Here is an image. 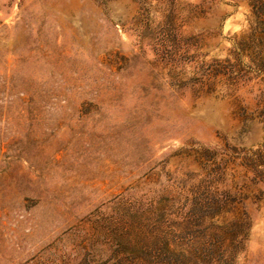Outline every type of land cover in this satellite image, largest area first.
<instances>
[{"label": "rangeland", "instance_id": "374dc122", "mask_svg": "<svg viewBox=\"0 0 264 264\" xmlns=\"http://www.w3.org/2000/svg\"><path fill=\"white\" fill-rule=\"evenodd\" d=\"M0 264H264V0H0Z\"/></svg>", "mask_w": 264, "mask_h": 264}]
</instances>
